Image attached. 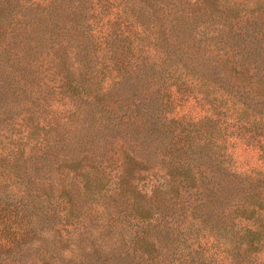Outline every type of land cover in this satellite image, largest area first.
Here are the masks:
<instances>
[{
    "label": "trees",
    "instance_id": "16d2710c",
    "mask_svg": "<svg viewBox=\"0 0 264 264\" xmlns=\"http://www.w3.org/2000/svg\"><path fill=\"white\" fill-rule=\"evenodd\" d=\"M0 264H264V0H0Z\"/></svg>",
    "mask_w": 264,
    "mask_h": 264
}]
</instances>
